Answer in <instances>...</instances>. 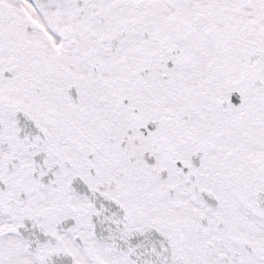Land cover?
Returning a JSON list of instances; mask_svg holds the SVG:
<instances>
[{"label":"flooded vegetation","instance_id":"1","mask_svg":"<svg viewBox=\"0 0 264 264\" xmlns=\"http://www.w3.org/2000/svg\"><path fill=\"white\" fill-rule=\"evenodd\" d=\"M256 3L0 0V264H264Z\"/></svg>","mask_w":264,"mask_h":264},{"label":"rangeland","instance_id":"2","mask_svg":"<svg viewBox=\"0 0 264 264\" xmlns=\"http://www.w3.org/2000/svg\"><path fill=\"white\" fill-rule=\"evenodd\" d=\"M195 1H197V0H195ZM260 1H262L264 3V0H257V3H256L257 7L259 8L258 9V14L256 15V20H257L256 22L258 23V37H260L261 28L264 27V14H262L261 9L259 7V6H262V3H260ZM240 22H244V24H246V25L249 24V22H250V12H249V10L248 11H246V10L243 11V13L240 16H237L236 18H234L233 22H232V26H236ZM227 25H229V24H227ZM194 26H195V29H198V28L201 27V19L200 18L199 19L195 18V25ZM200 36H201V34H200ZM200 42L204 46L202 41H200Z\"/></svg>","mask_w":264,"mask_h":264},{"label":"water","instance_id":"3","mask_svg":"<svg viewBox=\"0 0 264 264\" xmlns=\"http://www.w3.org/2000/svg\"><path fill=\"white\" fill-rule=\"evenodd\" d=\"M144 241H140V244H142Z\"/></svg>","mask_w":264,"mask_h":264}]
</instances>
